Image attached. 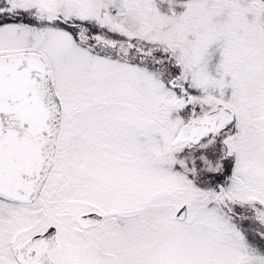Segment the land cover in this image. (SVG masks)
<instances>
[{"label": "snow or ice", "instance_id": "1", "mask_svg": "<svg viewBox=\"0 0 264 264\" xmlns=\"http://www.w3.org/2000/svg\"><path fill=\"white\" fill-rule=\"evenodd\" d=\"M0 264H264V0H0Z\"/></svg>", "mask_w": 264, "mask_h": 264}]
</instances>
